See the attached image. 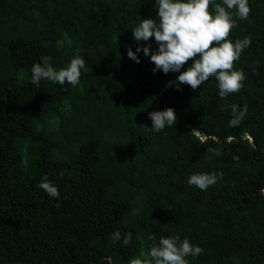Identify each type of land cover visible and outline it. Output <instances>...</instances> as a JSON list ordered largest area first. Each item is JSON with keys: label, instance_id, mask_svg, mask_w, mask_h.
Instances as JSON below:
<instances>
[{"label": "trees", "instance_id": "16d2710c", "mask_svg": "<svg viewBox=\"0 0 264 264\" xmlns=\"http://www.w3.org/2000/svg\"><path fill=\"white\" fill-rule=\"evenodd\" d=\"M154 2L0 0V264H127L173 235L203 249L189 264H264V0L235 20L229 38L251 37L235 62L246 79L223 99L214 77L177 90L179 73L128 58L157 49L131 31ZM76 54V87L31 83L33 63L59 70ZM232 104L247 105L237 125ZM168 107L176 124L150 130L148 113ZM212 172L206 191L187 183Z\"/></svg>", "mask_w": 264, "mask_h": 264}, {"label": "clouds", "instance_id": "9594fccd", "mask_svg": "<svg viewBox=\"0 0 264 264\" xmlns=\"http://www.w3.org/2000/svg\"><path fill=\"white\" fill-rule=\"evenodd\" d=\"M213 0H155L154 8L156 17L141 19L134 27L132 37L135 41H149L153 39L157 45L155 51L150 47H137L133 52L129 47V59L140 63L136 53L143 52L149 56L154 65L153 72L157 70L164 74L169 72L179 73L175 84H185L196 90L210 78L217 81L218 95L226 98L230 94L238 93L246 79L243 70L235 69V62L239 60L242 52L251 44V37L237 39L233 42L229 37L231 30L236 26V18L246 20L251 8L248 0H222L211 9ZM235 17V18H234ZM79 50H77L78 52ZM191 61L185 69L184 65ZM85 68V60L76 54L70 58L66 67L59 70L51 64L33 63L31 67V83L39 87L41 80H49L59 85L66 82L73 87L80 83L81 70ZM230 121L231 125L239 124L247 113V105L242 109L232 104ZM151 120L150 130L159 132L166 126H174L177 122L175 110L171 107L164 110H154L148 113ZM208 152L219 156L220 151L209 148ZM62 177L63 170L59 173ZM222 173H194L188 178L189 186L206 191L209 186L217 183L222 178ZM38 187L42 188L49 196L58 198L59 191L48 180L42 178ZM113 239L120 241L119 230L112 234ZM155 235H149V241H156ZM132 240V234L127 233L122 240L127 246ZM203 249L193 246L187 238L181 240L173 235L160 237L147 254L130 259L127 264H189L188 256H199Z\"/></svg>", "mask_w": 264, "mask_h": 264}]
</instances>
